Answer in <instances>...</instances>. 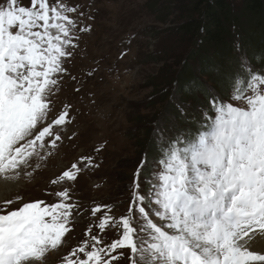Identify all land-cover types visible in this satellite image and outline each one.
Returning a JSON list of instances; mask_svg holds the SVG:
<instances>
[{"label": "snow or ice", "instance_id": "obj_1", "mask_svg": "<svg viewBox=\"0 0 264 264\" xmlns=\"http://www.w3.org/2000/svg\"><path fill=\"white\" fill-rule=\"evenodd\" d=\"M70 14L84 15L63 0H0V264H47L82 215L73 184L98 167L81 155L51 181L63 186L48 193L53 202L7 198L40 167L34 158L75 135L66 132L72 106L56 114L53 100L75 32L91 30ZM235 47V64L217 69L224 91L207 89L197 126L174 136L156 129L159 159L143 176L142 158L125 214L113 213L118 205L84 210L94 220L61 264H264V70Z\"/></svg>", "mask_w": 264, "mask_h": 264}, {"label": "rangeland", "instance_id": "obj_2", "mask_svg": "<svg viewBox=\"0 0 264 264\" xmlns=\"http://www.w3.org/2000/svg\"><path fill=\"white\" fill-rule=\"evenodd\" d=\"M21 2L28 5L29 0ZM63 2L78 6V11L84 13L82 17L70 14L78 25L91 26L90 31L75 32L77 47L64 65L69 74L64 76L60 91L53 97L56 114L64 104L72 106L70 115L74 119L66 132L69 136L75 135L71 140L64 139L46 160L34 158L33 164L40 167L33 171L31 178L22 180L16 191L8 193L7 198L20 195L25 201L53 202L48 193L63 186L51 185V181L72 162L81 155H91L98 167L82 172L73 184V201L80 204L82 215L72 226L67 244L50 253L47 264H61L71 248L85 238L84 232L94 218L84 210L99 204L118 205L113 213L117 217L125 214L134 175L143 158L136 143L144 135V127L151 124L156 139L157 128L172 132L178 117L186 118L180 108L187 111L192 107L180 100L178 74L186 70V78L199 80L206 88L214 87L210 74L200 68L198 60L189 59L190 50L197 46L182 39L176 30V20L183 14L182 9L188 8V0ZM230 3L235 11L240 10V0H230ZM235 32L236 41L243 42L242 33ZM238 34L242 35L241 39ZM241 50L245 53L242 47ZM201 51L199 56L203 54ZM234 51L238 58L240 53L236 47ZM245 54L254 70H264L252 61L250 54ZM255 54L262 56L263 52L257 50ZM179 56H183L182 64L175 68ZM226 66L227 61L215 64L214 70L217 72ZM196 96L202 100L200 93ZM237 106L246 107V104ZM97 148L101 150L97 152ZM156 161L142 170L143 176L153 170ZM141 188L146 191L147 185L142 183ZM116 238L117 233L112 229L104 236L108 242Z\"/></svg>", "mask_w": 264, "mask_h": 264}, {"label": "trees", "instance_id": "obj_3", "mask_svg": "<svg viewBox=\"0 0 264 264\" xmlns=\"http://www.w3.org/2000/svg\"><path fill=\"white\" fill-rule=\"evenodd\" d=\"M188 1V8H183V14L176 20V30L182 39H187L191 45L197 46V49L190 50L189 59L192 62L198 60L200 68L204 69L206 74H210L209 79L214 86L212 89L221 93L224 91L220 75L214 70L215 64H223V62L225 64L227 61V66L224 68L227 69L237 61L234 51L236 30L242 33L244 39L243 42L239 41L240 48L242 47L245 53L252 56V61L256 62V65L264 67V0H240L241 8L238 11L232 8L230 0ZM240 35L237 36L241 39ZM200 49L203 53L201 56H199ZM257 50L262 51L263 55L257 56L255 54ZM182 58L183 56L176 58L175 68L182 64ZM186 76V70L180 72L176 84L179 88L178 92L181 93L182 104H189L192 107L185 111L189 113L186 118L178 117L172 132L167 133V129L163 128L167 136H174L177 131L195 128L197 125L193 121L199 119L200 108L207 104L209 88H206L201 81L191 80ZM199 93L202 95V100L196 96ZM143 132L144 135L136 146L139 147L142 157L147 153L150 163L159 159V145L153 138L151 124H146Z\"/></svg>", "mask_w": 264, "mask_h": 264}]
</instances>
